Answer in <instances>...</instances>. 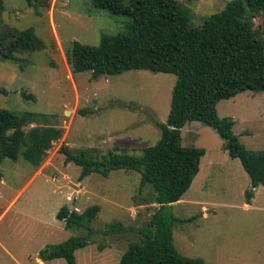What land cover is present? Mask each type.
Wrapping results in <instances>:
<instances>
[{"label":"rangeland","instance_id":"374dc122","mask_svg":"<svg viewBox=\"0 0 264 264\" xmlns=\"http://www.w3.org/2000/svg\"><path fill=\"white\" fill-rule=\"evenodd\" d=\"M48 1L39 16L25 0H3L0 13V108L51 115L64 130L40 167L22 157L0 163V264H66L43 262L38 254L74 236L89 242L75 251L76 264H119L158 208L154 191L140 188L138 172L123 169L79 181L81 167L65 163L61 146L98 161L111 152L142 155L160 139L156 123H166L176 76L134 69L96 79L90 71L72 73L65 57L72 42L96 46L102 34L127 33L131 19L95 8L91 0ZM176 1L189 12L190 24L200 27L231 0ZM252 24L264 43V14H255ZM27 28L45 49L2 57L12 33ZM216 110L232 120L233 133L248 150L264 151V92L244 91L219 101ZM181 145L205 154L181 203L169 209L179 220L193 218L172 225L175 248L205 264H264V186L247 202L250 179L211 127L186 123ZM93 205L99 212L89 230L68 229L56 218L62 206L81 213ZM113 222L123 230L110 232Z\"/></svg>","mask_w":264,"mask_h":264},{"label":"trees","instance_id":"16d2710c","mask_svg":"<svg viewBox=\"0 0 264 264\" xmlns=\"http://www.w3.org/2000/svg\"><path fill=\"white\" fill-rule=\"evenodd\" d=\"M39 16L49 9L48 0H25ZM91 4L116 16L131 19L127 33L102 34L96 46L72 42L65 50L72 73L90 71L92 78L119 75L128 70H146L176 76L171 91L170 108L160 128L159 141L143 150L142 155L109 153L102 160H92L84 152L74 154L61 146L65 163L81 167L79 181L91 173L104 177L112 170L140 174V188L151 186L157 205L143 236L122 254L119 264H205L200 258L187 257L173 244L172 225L190 221L175 218L169 209L190 188L205 150L181 145V129L192 121L213 128L224 141L223 148L238 159L250 179L247 202L254 190L264 186V151L248 150L233 133V122L220 118L216 106L244 91L264 92V43L253 29L252 19L264 14V0H231L224 9L207 18L200 27L190 24V15L176 0H91ZM4 11L0 0V13ZM43 41L32 28L14 31L2 57L12 59L16 51H41ZM64 130L53 116L0 108V163L22 157L38 168L53 143ZM99 206L77 213L60 207L56 218L68 229L89 230ZM110 232L123 230L121 222L107 225ZM86 237H70L62 243L41 250L43 261L64 259L76 264L75 251L88 245Z\"/></svg>","mask_w":264,"mask_h":264},{"label":"built area","instance_id":"2783aa9c","mask_svg":"<svg viewBox=\"0 0 264 264\" xmlns=\"http://www.w3.org/2000/svg\"><path fill=\"white\" fill-rule=\"evenodd\" d=\"M67 200H68V201H71V200H72V197H71V196L67 197ZM71 211H74V212L80 213L78 208H74V210H71Z\"/></svg>","mask_w":264,"mask_h":264},{"label":"crops","instance_id":"0c3cea01","mask_svg":"<svg viewBox=\"0 0 264 264\" xmlns=\"http://www.w3.org/2000/svg\"><path fill=\"white\" fill-rule=\"evenodd\" d=\"M178 203H181V199H180L178 202L173 203L172 206H173V205H176V204H178Z\"/></svg>","mask_w":264,"mask_h":264}]
</instances>
